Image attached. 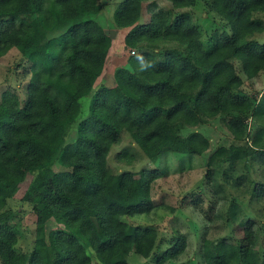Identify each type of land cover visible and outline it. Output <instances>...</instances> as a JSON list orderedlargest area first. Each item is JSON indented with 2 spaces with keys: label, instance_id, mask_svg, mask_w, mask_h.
Instances as JSON below:
<instances>
[{
  "label": "trees",
  "instance_id": "16d2710c",
  "mask_svg": "<svg viewBox=\"0 0 264 264\" xmlns=\"http://www.w3.org/2000/svg\"><path fill=\"white\" fill-rule=\"evenodd\" d=\"M144 1L116 4L112 23L129 28L124 41L134 52L116 68L115 86L96 87L107 55L117 48L95 18L104 3L0 0V57L17 48L31 69L25 98L10 89L0 95V264H94V258L99 264H129L131 252L149 257L158 228L125 217L157 209L152 185L167 170L133 171L130 165L139 150L150 162L167 152L203 155L212 143L200 126L209 120L226 125L232 143L209 151L204 183L211 188L219 174L229 180L228 170L241 160H255L264 169V93L243 87L245 79L264 74V40L258 37L264 32V0H168L172 7H154L140 23ZM200 1L228 29L205 37L191 14H174ZM62 25L66 29L54 34ZM159 42L182 49L158 56L152 45ZM125 133L136 147L117 151L115 160L124 167L112 169L109 153ZM224 163L228 167L221 169ZM24 186L21 199L36 216L35 243L27 252L17 247L16 212L9 206ZM212 193L204 210L211 230L222 232V220L233 229L204 235L205 264H264L255 220L234 226L239 201L230 199L220 211L222 199ZM254 196L264 198V182H255ZM50 219L57 225L47 230ZM172 241L156 264H173L186 250L185 234L178 232Z\"/></svg>",
  "mask_w": 264,
  "mask_h": 264
},
{
  "label": "rangeland",
  "instance_id": "374dc122",
  "mask_svg": "<svg viewBox=\"0 0 264 264\" xmlns=\"http://www.w3.org/2000/svg\"><path fill=\"white\" fill-rule=\"evenodd\" d=\"M120 0H100L104 3L102 11L95 16L99 23L104 27L105 31L115 40L117 48L107 55L106 62L102 74L96 80V87L104 83L108 86L117 84L115 78V70L121 65L127 63V59L133 53L132 50L125 45V35L129 28H118L115 26L112 14L116 4ZM172 7L168 0H146L143 2L141 18L138 22L143 23L150 19L151 10L154 7ZM176 13H189L193 16L194 21L201 23L204 28V35L211 34L216 30L228 29L225 20L215 13L209 11L203 2H198L195 7H182L174 11ZM66 29L65 25L58 27L54 34H59ZM259 39L264 40V32L258 34ZM152 49L156 51L158 56H162L164 50L174 49L181 50L182 47L176 43L159 42L152 45ZM31 76L30 61L23 56L17 48H11L7 53L0 57V95L6 89L16 91L23 99L26 96L28 81ZM245 90L254 92L260 96L264 93V74L256 77L253 81L245 79L243 84ZM90 101V95L83 98L85 109ZM252 122V120H251ZM204 128L209 133L212 146L205 151L203 155H195L188 157L187 154H177L167 152L162 154L157 161H151L140 152L137 161L130 165V168L139 170L142 167H161L166 168L167 173L154 182L153 194L157 200V209L149 214L136 215L135 217H125L131 224L154 225L158 228V239L156 246L149 257H143L136 252H131L128 256L129 264H156L157 256L162 254L171 244L178 232L183 233L187 237V248L176 259L173 264H205L202 246L204 235L216 237L218 234H232V225L224 224V220L220 222L222 232L214 233L211 225L208 223L207 211L209 203L213 201V189L222 199L217 204V210H227L230 205V199L239 201L242 209L239 216L233 222L234 226L245 223L248 218H253L256 222L258 246L264 249V198L258 199L254 196V186L256 181L264 182V169L256 163L255 160L249 162L241 160L235 165L234 170H228L232 176L229 180L225 179V175L219 174L216 181L221 186H216L213 180L211 188L205 182V174L207 172L206 160L209 151L221 144L232 143V136L227 126L220 120H209ZM253 127H251V130ZM122 142L111 149L108 157L109 166L112 169H121L124 167L122 163L117 162L115 153L124 146L133 145L134 141L129 134L125 133ZM136 147V146H135ZM215 149V148H214ZM249 160V159H248ZM228 164L224 163L221 169L227 168ZM224 176V178H223ZM235 182L236 178H240ZM21 188L18 193L9 200V206L16 212L14 222L18 233L17 247L21 251L27 252L32 250L35 243L36 216L32 206L24 201L21 197L24 191ZM226 199V200H225ZM198 200L202 203L195 206L194 201ZM203 209V210H202ZM57 225L53 219L47 221V230ZM93 251H90L92 255ZM94 264L99 262L94 258ZM167 264H171L169 261Z\"/></svg>",
  "mask_w": 264,
  "mask_h": 264
},
{
  "label": "built area",
  "instance_id": "2783aa9c",
  "mask_svg": "<svg viewBox=\"0 0 264 264\" xmlns=\"http://www.w3.org/2000/svg\"><path fill=\"white\" fill-rule=\"evenodd\" d=\"M132 52H134V51L132 50Z\"/></svg>",
  "mask_w": 264,
  "mask_h": 264
}]
</instances>
